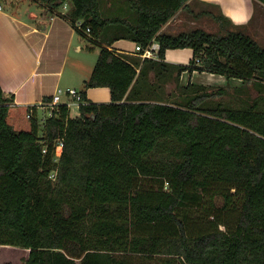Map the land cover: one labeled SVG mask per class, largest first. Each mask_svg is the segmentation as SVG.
Wrapping results in <instances>:
<instances>
[{"label":"trees","instance_id":"obj_1","mask_svg":"<svg viewBox=\"0 0 264 264\" xmlns=\"http://www.w3.org/2000/svg\"><path fill=\"white\" fill-rule=\"evenodd\" d=\"M23 1L51 16L68 2L57 15L81 39L89 29L86 51L104 46L79 115L59 105L42 136L36 106L28 129L9 123L13 98L0 88V246L28 250L23 264H264V47L221 15L217 33L160 34L190 0L5 4ZM121 39L140 53L156 41L157 60L109 49ZM185 48L188 65L164 61ZM186 71L242 84L182 87ZM101 87L111 102H89Z\"/></svg>","mask_w":264,"mask_h":264},{"label":"crops","instance_id":"obj_2","mask_svg":"<svg viewBox=\"0 0 264 264\" xmlns=\"http://www.w3.org/2000/svg\"><path fill=\"white\" fill-rule=\"evenodd\" d=\"M69 8L70 4L65 2L57 14L65 15ZM57 14L47 15L41 9L26 10L21 5L11 8L4 0L0 2V88L4 94L12 96L11 106L17 112H26L27 108L36 106L41 123L44 121L41 114H47L48 110L45 105L58 89H75L79 93L84 89L98 56L97 53L93 61L95 50L92 54L85 53L88 41L93 40L90 34L85 32L87 39L79 38L75 28ZM220 15L231 22L229 30L237 27L264 47V5L255 0H190L186 8L180 10L159 33L176 35L194 29L217 33L219 26L213 17ZM176 20H184L187 25ZM81 23L77 22L76 27ZM182 26L189 29H182ZM97 44L99 52L104 44ZM151 45L153 58L144 57L136 50L138 45L129 40L115 41L109 49L140 60H157L158 43L153 41ZM192 59L193 51L189 48L168 49L164 54V61L171 65H188ZM179 82L182 87L189 82L218 87L229 85L232 88H239L242 84L239 79L227 80L224 76L198 71L183 72ZM85 94L91 103L111 102L110 90L106 87L90 88ZM45 98L49 100L45 101ZM67 100L66 96H61L62 102ZM74 107L78 112L74 115L76 117L79 111L77 106ZM7 247L0 246V249L13 252L11 260L2 259L0 264H23L28 250Z\"/></svg>","mask_w":264,"mask_h":264},{"label":"rangeland","instance_id":"obj_3","mask_svg":"<svg viewBox=\"0 0 264 264\" xmlns=\"http://www.w3.org/2000/svg\"><path fill=\"white\" fill-rule=\"evenodd\" d=\"M5 1V0H4ZM39 1V0H38ZM19 5H21V7L23 8V9H28V8H30V9H34V10H39V7L38 6H36V5H34V4H32V3H29L28 1H23L22 3L20 2L19 3ZM182 20V19H181ZM181 20H176V22H178V23H181V22H184V20L183 21H181ZM173 23H174V21H173ZM184 25H187L185 22L183 23ZM182 24V25H183ZM182 29H189L188 27H185V26H182L181 27ZM179 30V29H178ZM95 51H94V57H93V61H95V56L97 55V53H98V48H95L94 49ZM96 52V53H95ZM85 53H87V54H92L93 53V51L92 52H87V51H85ZM88 58V57H87ZM87 60V59H86ZM92 61V62H93ZM94 63V62H93ZM83 66H85V65H82V67ZM68 70V69H67ZM197 79H200V77H196ZM196 81V80H195ZM180 83V82H179ZM197 85V84H196ZM201 86H204V87H206V88H208V91H211V90H216L217 88H226L227 86H229V85H227V86H225V87H218V86H206V85H201ZM233 88L232 87H230L229 86V88H226V90H228V91H230L231 92V90H232ZM167 90H171L172 92H174L176 95L179 93L177 90H175V88H174V83H169V85H167ZM213 98H215V99H219V97H213ZM222 99H223V97H222ZM71 112V116L72 117H74V115H77L78 114V112H77V110H76V107H74V106H72L71 107V110H70ZM47 112H48V110H47ZM41 118H44L43 120L45 121L47 118H48V114H46L45 112H44V114H41V116H40ZM40 119V118H39ZM28 120L29 119H27V117H26V115H25V112H17V111H15L14 109H13V112H12V115H11V117L9 118V123L11 124V125H13V127L15 128V129H18V130H21V129H28L29 128V123H28ZM44 121H42V123L40 124V129H39V136L41 135H43V132H44V130H43V126H44ZM55 152L56 153H59L60 151H59V149H55ZM56 153H55V155H54V161L55 162H57L58 161V157H57V155H56ZM54 175H55V173L54 172H52L51 174H50V177L51 178H53L54 177ZM229 219H231V218H229ZM230 224V223H229ZM221 228H223V227H221ZM2 248H3V246H2ZM7 248H10V247H7ZM11 248H13V247H11ZM16 249H18V247H15ZM20 249H22V248H20ZM13 254V252H11L10 250H8V249H0V260H4V259H9V260H11V255ZM20 257H21V255H20Z\"/></svg>","mask_w":264,"mask_h":264},{"label":"built area","instance_id":"obj_4","mask_svg":"<svg viewBox=\"0 0 264 264\" xmlns=\"http://www.w3.org/2000/svg\"><path fill=\"white\" fill-rule=\"evenodd\" d=\"M87 33H89V29L86 30ZM137 51H140V47H136ZM143 56L144 57H150L153 58V45H149L144 51H143ZM66 96L68 100L66 102L61 101V96ZM82 103V99L80 96V93L75 90V89H66V90H61L58 89L54 95H52L50 102L45 105L48 109V118L52 116L53 112L57 110L59 105H66L68 109H70L72 106H77ZM27 119H29V115H26ZM59 149V153H56L57 157L59 158L62 152L63 144L62 141L59 139L56 142L55 149ZM45 150H43L44 152Z\"/></svg>","mask_w":264,"mask_h":264}]
</instances>
